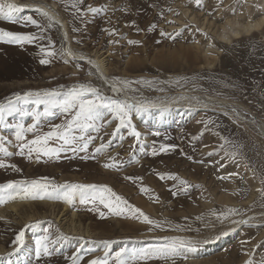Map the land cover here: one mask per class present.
<instances>
[{"label":"rangeland","instance_id":"obj_1","mask_svg":"<svg viewBox=\"0 0 264 264\" xmlns=\"http://www.w3.org/2000/svg\"><path fill=\"white\" fill-rule=\"evenodd\" d=\"M42 1L106 74L0 0V264H264V0Z\"/></svg>","mask_w":264,"mask_h":264},{"label":"bare ground","instance_id":"obj_2","mask_svg":"<svg viewBox=\"0 0 264 264\" xmlns=\"http://www.w3.org/2000/svg\"><path fill=\"white\" fill-rule=\"evenodd\" d=\"M4 3L7 4L8 14L17 16L19 14H22L24 12H38L41 13L44 17H46L49 21L56 24V26L59 28V32L61 35V38L63 39V42L65 43V52L67 53L68 59H75L78 62H81L85 65H88L92 69L96 71V74L99 78L105 79L106 74V65L104 64V60L100 59L99 57H93L90 58L88 56H84L82 54L76 53L71 45L70 40V34L68 31V27L66 24V21L61 17L62 15H59L57 13V8L55 4H45L42 0H27V1H21V0H1ZM248 8V7H247ZM227 20V19H226ZM230 21V20H229ZM226 23V21H225ZM229 23V28L226 29V27H221V32L218 33V38L223 43H230L232 39H238L241 36H248L256 31H260V26L264 24V17L257 19V20H250L246 23H241L236 18L232 23ZM221 26V25H220ZM215 35V34H214ZM224 45V44H223ZM206 50H203V52ZM208 53V50L206 51ZM207 66V65H206ZM107 78V77H106ZM108 84V83H107ZM106 84V85H107ZM115 93L121 88L117 85L109 86ZM106 88V87H105ZM111 90V91H112ZM94 91V90H93ZM122 91V90H121ZM134 106L136 108L142 107L141 103L135 102ZM144 106V104H143ZM19 203H10L7 206L0 209V219H5L7 216L9 218V213H14L17 216H20L19 213ZM66 207V206H65ZM24 208V207H23ZM29 209V208H28ZM21 210V209H20ZM64 212V211H63ZM21 217V216H20ZM34 215H29L25 218H21L22 223L29 222L33 220ZM75 218V214L72 213L70 216V228H67L66 231L70 230L71 232L77 234L79 233L78 229L75 227L73 223V220ZM57 222L60 223V219L57 218ZM79 226V225H78Z\"/></svg>","mask_w":264,"mask_h":264}]
</instances>
